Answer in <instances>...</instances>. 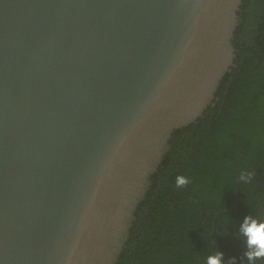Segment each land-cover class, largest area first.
<instances>
[{"label":"water","instance_id":"obj_1","mask_svg":"<svg viewBox=\"0 0 264 264\" xmlns=\"http://www.w3.org/2000/svg\"><path fill=\"white\" fill-rule=\"evenodd\" d=\"M243 5L0 0V264L119 263L172 138L235 65Z\"/></svg>","mask_w":264,"mask_h":264},{"label":"trees","instance_id":"obj_2","mask_svg":"<svg viewBox=\"0 0 264 264\" xmlns=\"http://www.w3.org/2000/svg\"><path fill=\"white\" fill-rule=\"evenodd\" d=\"M234 46L235 65L212 105L172 138L118 264H207L217 251L248 264L238 229L248 215L264 221L256 184L243 182L239 210L222 217L217 232L212 222L232 206L220 199H234L237 175L264 180V0H244ZM178 176L189 183L177 188Z\"/></svg>","mask_w":264,"mask_h":264},{"label":"clouds","instance_id":"obj_3","mask_svg":"<svg viewBox=\"0 0 264 264\" xmlns=\"http://www.w3.org/2000/svg\"><path fill=\"white\" fill-rule=\"evenodd\" d=\"M241 179L245 180V175L241 174ZM189 183L184 176L176 178V187L182 188ZM239 235L243 238L245 252L243 258L248 264H256L258 260H264V221L248 215L239 225ZM207 264H225L223 253L217 251L215 255L209 256ZM227 264H236L235 258L227 261Z\"/></svg>","mask_w":264,"mask_h":264},{"label":"flooded vegetation","instance_id":"obj_4","mask_svg":"<svg viewBox=\"0 0 264 264\" xmlns=\"http://www.w3.org/2000/svg\"><path fill=\"white\" fill-rule=\"evenodd\" d=\"M257 144H258V142H257ZM257 172V171H256ZM252 175H256V176H258L259 178H260V180H261V182H262V184L264 185V180L262 179V176H260V175H258V174H256V173H251ZM263 174V173H262ZM261 174V175H262ZM238 176V175H237ZM264 176V175H263ZM244 181H246V180H242L241 182L239 181V179H238V177H236V182H235V189H237V187H238V185H239V183H240V191H242V186H243V182ZM247 181H251V182H253L254 184H256V186L259 188V191H260V193H261V196H262V198H264V189L258 184V183H256L255 181H253V180H247ZM253 187V186H252ZM241 194L242 193H240V201H239V204H238V206H237V208L235 209V211L233 212V213H235L236 211H238L239 210V207H240V203H241ZM227 198H228V203H227V201H226V199L223 197V198H221L220 199V202L222 203V208H224V207H226L227 205H229V204H232V206L231 207H229V208H227L226 210H224V211H228V210H230V209H232L234 206H235V204H236V199H237V191L235 190V196H234V199L229 195V194H227ZM261 209L264 211V205L263 204H261ZM224 211H221V212H218V211H216L215 213H214V220H213V222H212V225H213V229H212V232L214 233V232H217V230H218V222H219V220L222 218V217H226V216H231L233 213H230V214H227V215H221V216H218V214H220V213H222V212H224ZM201 221V220H200ZM208 222V221H207ZM208 236H211V234L210 235H208ZM223 256L224 257H226V258H228V259H231V256L228 254V253H223Z\"/></svg>","mask_w":264,"mask_h":264}]
</instances>
